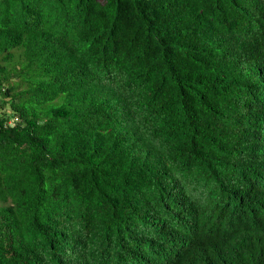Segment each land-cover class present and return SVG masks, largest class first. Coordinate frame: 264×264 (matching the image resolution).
<instances>
[{
    "label": "trees",
    "instance_id": "trees-1",
    "mask_svg": "<svg viewBox=\"0 0 264 264\" xmlns=\"http://www.w3.org/2000/svg\"><path fill=\"white\" fill-rule=\"evenodd\" d=\"M262 198L264 0H0V264H264Z\"/></svg>",
    "mask_w": 264,
    "mask_h": 264
},
{
    "label": "clouds",
    "instance_id": "clouds-1",
    "mask_svg": "<svg viewBox=\"0 0 264 264\" xmlns=\"http://www.w3.org/2000/svg\"><path fill=\"white\" fill-rule=\"evenodd\" d=\"M166 219L162 220L159 224L160 231V237L155 236L153 239H150L149 243L152 248H154L156 251L158 250L159 246L165 241L166 237L168 235L172 234V232L177 231L182 236H187L186 233H184L182 230H179V228L173 226L171 223L168 225H165ZM250 227L257 228V229H263L264 228V198L261 199V202L256 204L252 209L251 214V222ZM148 251L145 250L143 254H147ZM140 256V255H139Z\"/></svg>",
    "mask_w": 264,
    "mask_h": 264
},
{
    "label": "bare ground",
    "instance_id": "bare-ground-1",
    "mask_svg": "<svg viewBox=\"0 0 264 264\" xmlns=\"http://www.w3.org/2000/svg\"><path fill=\"white\" fill-rule=\"evenodd\" d=\"M259 7V6H258ZM263 22V21H262ZM255 95V94H254ZM189 105V104H188ZM243 106V105H242Z\"/></svg>",
    "mask_w": 264,
    "mask_h": 264
}]
</instances>
